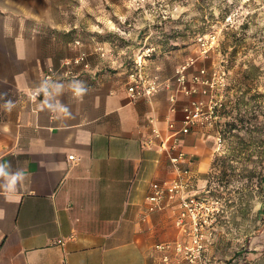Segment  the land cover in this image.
<instances>
[{"label":"crops","instance_id":"crops-1","mask_svg":"<svg viewBox=\"0 0 264 264\" xmlns=\"http://www.w3.org/2000/svg\"><path fill=\"white\" fill-rule=\"evenodd\" d=\"M69 4L0 0V264H160L157 245L186 236L176 206L151 209V182L172 174L159 138L145 142L154 127L166 135L169 119L179 125L182 107L199 94L179 90L175 69L151 97L131 98L134 66L109 60L106 40L89 45L79 25L88 20L75 19ZM81 51L89 67L31 95L49 67ZM147 64L146 75L159 77ZM182 148L199 186L207 185L212 130L195 126ZM219 236L212 264L221 262L213 251Z\"/></svg>","mask_w":264,"mask_h":264},{"label":"rangeland","instance_id":"rangeland-1","mask_svg":"<svg viewBox=\"0 0 264 264\" xmlns=\"http://www.w3.org/2000/svg\"><path fill=\"white\" fill-rule=\"evenodd\" d=\"M59 3H70L75 19L89 21L79 22L89 45L107 41L112 48L106 50L109 60L117 57L134 66L143 55L150 69H158L159 79L190 61L191 70L206 67L217 79L222 106L215 126H208L215 152L206 186L218 201L219 212L204 255L212 264L208 253L220 235L213 249L219 264H258L264 257V248L262 252L255 248L263 243L264 228V211L260 212L264 190L258 186L264 175V0ZM209 34L216 35L218 44L203 56L198 38ZM100 46L95 51L104 57L106 51Z\"/></svg>","mask_w":264,"mask_h":264},{"label":"built area","instance_id":"built-area-1","mask_svg":"<svg viewBox=\"0 0 264 264\" xmlns=\"http://www.w3.org/2000/svg\"><path fill=\"white\" fill-rule=\"evenodd\" d=\"M216 41L215 34L199 37L201 54L209 56L217 47ZM75 44L82 43L77 39ZM149 51L150 49H147L146 56L149 55ZM142 58L143 55L135 59L134 71L128 78L127 91L133 99L151 97L160 87L158 76L146 75V59ZM192 64L193 62L189 61L176 69L175 82L183 93H197L199 96L189 100L182 107V121L179 125L176 121L169 119L166 135L162 136L154 127L153 138L145 142L147 146L154 145V138H159V147L167 152L172 174L167 179L151 182L150 193L147 196L151 209L162 210L176 206L178 214L175 223L181 234L186 236V240L178 238L157 245V248L162 251L161 264H210L204 252L214 236L213 222L219 212L218 201L210 194L209 187L199 186V178L188 166L187 155L182 148V137L190 133L195 126H215L222 106L217 95L219 85L217 79L209 75L207 68L202 66L192 72L189 78L188 70ZM79 65L89 67L87 54L84 51L65 59L58 66L49 67L44 73L41 87L34 89L31 95L37 98L48 93L52 81L74 76L75 68ZM170 101L173 104L171 109L175 110L176 96L174 94L170 96Z\"/></svg>","mask_w":264,"mask_h":264},{"label":"trees","instance_id":"trees-1","mask_svg":"<svg viewBox=\"0 0 264 264\" xmlns=\"http://www.w3.org/2000/svg\"><path fill=\"white\" fill-rule=\"evenodd\" d=\"M263 184H264V175H263V177L261 178V180L258 183V186L262 187V189L264 190V185ZM263 211H264V209L260 210V212H263Z\"/></svg>","mask_w":264,"mask_h":264}]
</instances>
